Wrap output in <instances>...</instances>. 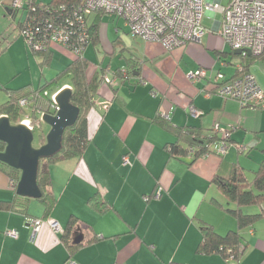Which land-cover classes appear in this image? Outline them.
<instances>
[{
    "label": "crops",
    "instance_id": "0c3cea01",
    "mask_svg": "<svg viewBox=\"0 0 264 264\" xmlns=\"http://www.w3.org/2000/svg\"><path fill=\"white\" fill-rule=\"evenodd\" d=\"M8 11H0V43L8 39L7 53L14 56L0 57V87H36L47 78L46 67L39 65L40 58L19 37L7 35L1 21L6 19L8 27L15 24ZM205 26L209 31L200 44L173 50L136 36L129 43L121 41L119 53L124 63L116 68L121 69L122 78L114 74L115 85L103 84L94 97L95 105L88 115L90 146L82 157L50 166L57 196L50 217L63 228L71 216L78 218L73 236L78 248L71 254L61 235L46 223L32 239V228L26 219L29 216L19 210H0V264H228L219 255L196 252L202 221L221 234L237 228L236 220L214 203L233 207L211 183L221 156L210 153L195 160L190 156L171 157L167 145L177 138L155 120L164 114L172 126L196 127L206 135L214 134L212 128L219 123L230 128V149L236 148L230 154L225 151L222 157L227 161L242 164L244 159L258 166L264 158V110L240 106L236 100L215 93L206 95L207 81L191 80L188 76L205 68L214 77L223 72L226 78H232L240 67L238 60L228 59L231 55H219L229 48L212 30L214 22ZM13 30L16 31L15 25ZM102 36L103 28L98 43ZM57 48H52V62L56 59L61 66L55 62L51 69L59 72L75 56L60 45ZM107 52L115 54L114 48ZM105 68L90 65L87 75L91 78L97 69ZM250 72L264 88V71L257 74L252 67ZM61 84L62 88L70 86L68 82ZM103 102L106 107H102ZM191 106L201 114L192 115ZM255 150L260 154L254 155ZM124 157L128 162H124ZM242 166L252 173L247 172L249 178L257 168ZM157 189L162 190L161 196L151 197ZM15 194L16 188L0 170V200L13 199ZM146 195L150 200H145ZM94 196L104 198L113 209L99 213L89 202ZM33 199L36 198H30L28 213L42 218L43 205L38 199V203H33ZM261 211L264 203L244 208L247 213ZM7 230H15L16 237L6 235ZM241 233L245 242L242 264H264V221Z\"/></svg>",
    "mask_w": 264,
    "mask_h": 264
},
{
    "label": "trees",
    "instance_id": "16d2710c",
    "mask_svg": "<svg viewBox=\"0 0 264 264\" xmlns=\"http://www.w3.org/2000/svg\"><path fill=\"white\" fill-rule=\"evenodd\" d=\"M83 6L84 0H23L21 7H11V4H6L0 9V11L4 8L9 9L8 16L15 23L14 25L16 31L18 30V35L24 37L27 49L40 58L39 65L42 68L50 66L54 57L51 42L48 41V35L43 32L46 33L48 30L51 32L56 24L63 23L67 20L73 22L72 36L66 45H62L64 49L70 51L74 48L78 49L80 45L84 46L83 49H80L74 55V59L63 70L59 71L51 79L46 78L43 83L36 87L30 84L18 88L7 85L0 87L8 95L7 100L0 103V115L8 116L12 123H19L26 119L29 120L33 133L39 130L41 144H44L46 141V132L42 128L43 121L41 120V115L44 113H56L57 106L53 100V94L63 87L61 84L62 78L70 76L72 90L70 102L80 112L76 122L65 128L61 149L54 155L40 160L37 184L42 195L37 199L43 205L42 218L50 217L57 202V196L53 191V179L50 166L61 160L80 158L90 146L91 136L88 130V115L89 111L95 105L94 97L103 85L102 74L107 70L106 68L102 71L101 69H97L91 78L87 75V70L92 62L84 53L88 45L99 44V33L103 27L106 14L101 12L95 16L91 23H87L86 32L88 33V37L81 41L79 33L82 32V28L78 25V17L76 14H79L78 12L82 10L81 8ZM26 27L33 30L30 31L29 35H27V31L29 30ZM36 29H39L38 33H36ZM40 30L43 34H41ZM31 39L40 42L42 45L41 48L36 49L30 44ZM233 51L234 48H231L229 51L219 52V55L221 58H228L231 55L239 61L240 67L232 78H226L221 73L224 77H222V81L220 80L219 83H215L216 85L227 82L246 72H250L256 62L261 61L264 63V51L261 54L252 53L251 55H235ZM113 74L122 78L121 69H116ZM204 79L207 81L205 88L210 87V90L213 92L217 88L211 85L214 81L209 77H205ZM22 100H25L26 103L21 104ZM155 120L162 128L177 138L175 142L167 145V150L171 157L183 159L190 156L195 160L203 155L213 153L215 151L214 145L216 147L221 142L218 131L216 132L214 130V134L206 135L203 130L196 127H175L169 122V117L162 114H159ZM226 128L230 130L229 127ZM229 139L230 136L226 141L228 142ZM5 147L6 143L0 140V151H3ZM191 149L194 150L193 153L190 152ZM218 154L221 156V162L211 183L216 185L227 200V203L232 204L233 207L225 208L217 201H214V203L225 209L236 220L237 228L221 234L211 224L202 221V234L197 244L196 252L207 255H219L229 264H242L245 242L241 230L251 228L257 222L264 220V211L257 213L244 212V208L246 207L261 206L264 203V158L253 171V176L249 178L246 169L239 162H229L222 157L224 153L218 151ZM0 170L5 173L16 188V184L21 175L20 170L1 161ZM151 197L146 195V201L150 200ZM29 201V197L16 193L13 199L0 200V210H19L29 217H34L28 213ZM89 202L99 213H105L113 209L111 204L104 198L99 200L94 196L93 199H89ZM77 223L78 218L71 216L61 235L62 241L69 248L71 254L79 246V244L73 243ZM167 264L186 263L170 261Z\"/></svg>",
    "mask_w": 264,
    "mask_h": 264
},
{
    "label": "built area",
    "instance_id": "2783aa9c",
    "mask_svg": "<svg viewBox=\"0 0 264 264\" xmlns=\"http://www.w3.org/2000/svg\"><path fill=\"white\" fill-rule=\"evenodd\" d=\"M6 4H11V7H21L23 0H1L0 9ZM81 9L79 14H76L78 25L82 28V32L79 33L81 41L88 37L87 23L89 24L91 18L97 14L104 12L124 17L126 26L134 35L140 36L145 41H157L165 49L172 50L189 42L201 43L209 31L204 22V19L208 17L214 22L215 29L212 30L218 32L227 45L234 49H249L254 54H261L264 51V0H228L226 4H223L222 0H84V6ZM217 14L222 16L219 21L216 19ZM72 27L73 22L67 20L56 24L51 32L48 30L43 33L48 35V41L51 44L62 46L70 41ZM26 28L29 30L27 31L29 35L33 30ZM38 32L39 29H36V33ZM40 32L43 34L41 30ZM30 42L36 49L42 46L35 40L31 39ZM83 47L80 45L78 49L74 48L70 52L76 55ZM188 76L198 79L209 77L214 81L211 85L217 88L213 92L210 87L205 89L206 95L215 93L227 99H234L242 106L258 107L264 110V88L252 72H246L219 85L215 83H219L220 79L222 81L224 76L218 73L214 77L205 68L192 71ZM116 79L113 73L110 76L105 72L102 76V84L113 86ZM57 92L53 94V99ZM25 103V100L21 101V104ZM106 106L107 103L103 102L102 107ZM189 111L194 116L201 114L192 106ZM23 122L30 127L27 120ZM214 130L226 132L225 137L216 145L220 148L217 151L225 153L230 130L221 129L219 123ZM193 151L190 150L191 153ZM124 162H128L127 157H124ZM161 194L162 190L157 189L153 196L158 198ZM26 219L32 228V239L45 223L59 235L64 232L59 221L51 217H27ZM6 235L16 237L17 232L7 230ZM69 264L78 263L69 261Z\"/></svg>",
    "mask_w": 264,
    "mask_h": 264
},
{
    "label": "water",
    "instance_id": "95a60500",
    "mask_svg": "<svg viewBox=\"0 0 264 264\" xmlns=\"http://www.w3.org/2000/svg\"><path fill=\"white\" fill-rule=\"evenodd\" d=\"M235 54H248L249 49H234ZM71 87L59 89L55 95L57 111L55 114L44 113L41 120L50 126L46 141L39 147L33 145L32 128L24 122L12 123L8 116L0 115V140L6 143L0 151V161L20 170V179L16 184V193L29 198H39L42 193L37 184L40 160L57 153L62 147L66 127L73 125L80 110L70 102Z\"/></svg>",
    "mask_w": 264,
    "mask_h": 264
},
{
    "label": "rangeland",
    "instance_id": "374dc122",
    "mask_svg": "<svg viewBox=\"0 0 264 264\" xmlns=\"http://www.w3.org/2000/svg\"><path fill=\"white\" fill-rule=\"evenodd\" d=\"M45 1H48V0H45ZM227 2H228V0H223V4H226ZM220 18H221V15L219 14L218 17H217V19H220ZM204 20H205V23L206 24H209V25L212 24V22H213V20L207 19V18H205ZM1 23L4 25V28L6 30L7 35L10 34L12 37H19L25 43L24 37L22 35H18V32H17L18 30L17 31H14L13 30L14 24H13V26L8 27V23L6 22V19L2 20ZM102 28H103L102 42H100L97 45H93V44L88 45L87 48H86V51H85V55L92 62L91 65H94V66L96 65L99 68H101V67H104L105 68L106 66H108V69L106 70V73L109 74L110 76H112V73H113L112 71H114L115 69H117L116 67L122 66L123 63H124V58H122L121 57L122 55H120V53H119V51H120L119 49L121 47V41L126 44V42L129 43V41H130V39L132 37H135V36L136 37H139V38H141V37L138 36V35H134L128 29V27L126 26V21H125L124 17H118L117 15H114V14H106L105 15V18H104V21H103V27ZM7 43H9V40L8 39L7 40L4 39L0 43V57H3L5 59H8V58L14 56L11 53H7V47H8ZM191 43H195V42H189V43H186V44H182L180 46L175 47L174 49L180 48V47H184L187 44H191ZM197 44H200V43H197ZM227 46H228L229 50H231L232 47L230 45H227ZM51 47L53 49L55 48L56 49L55 51H57V49H58L57 48V45H55V43H52V46ZM111 48H114L115 54H109L107 52V49L110 50ZM56 54H57V52H56ZM228 59L229 60H232L234 62L237 61V59H233L231 56H229ZM56 61H58V60L55 59L53 62H51L52 65L47 66L45 68V77L50 78L52 76H55L58 73L55 70H52L51 69V67H54V63ZM221 64H224V63L221 62ZM55 65H60L61 66V63L56 62ZM65 67H66V65H64V67H62L61 69H64ZM253 69H254L255 73H257V74L260 73L261 71L263 72L264 71V63L263 62H260V61L259 62H256L254 64V66H253ZM197 70L198 69H196V71ZM51 72H53V73H51ZM215 72L217 73L218 70L216 69ZM221 73H223V72H221ZM197 79L198 78H191V80H197ZM201 79H204V78L200 77L199 80H201ZM45 80H46V78L43 79V82ZM61 82H68V84H70V76L63 77L62 80H61ZM69 87H71V86H69ZM58 92H59V90H58ZM7 97H8V95L6 94V92L4 90H0V103L6 101L7 100ZM238 103L241 106V103L240 102H238ZM56 106H57V103H56ZM23 121H21V122H23ZM27 121L29 122V120H27ZM217 124L218 123H215L214 124V126L212 128L213 131H214V128H215V126ZM29 125H30V122H29ZM220 127H221V129L226 128L223 125H220ZM42 128L44 129V131L47 134V132L50 129V126L48 124H46V123L43 122ZM219 133L222 135L221 139L223 137H225V135H226V132L224 130H220ZM229 134H231V132H229ZM33 135H34L33 145L35 147H39L40 145H42L41 144L40 131L39 130H36L35 133H33ZM227 145H229V148L227 146L225 150L226 151H229V154H230V152L236 151V148H234L233 150L230 149L229 142H228ZM214 148H215L214 149L215 151L213 153L218 154L217 149L220 150V148L215 147V145H214ZM253 154L254 155H259L260 154V151L255 150L253 152ZM240 156H242V154ZM246 159H249V161H251L250 160L251 158H246ZM257 160H256V162H257ZM240 162L245 167H247V168H249L250 166H252V167H256L257 166L256 163L246 162V161H244V159H241ZM184 166H185L186 169H188L186 165H184ZM247 172L250 175L252 174L250 171H247ZM32 201H33V203H38L37 202L38 201L37 199H33ZM247 208H250V207H247ZM262 221H264V220H262ZM195 223H198V221H195Z\"/></svg>",
    "mask_w": 264,
    "mask_h": 264
}]
</instances>
